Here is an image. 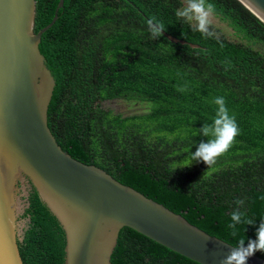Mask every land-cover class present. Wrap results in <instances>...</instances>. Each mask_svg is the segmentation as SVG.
<instances>
[{"label": "trees", "instance_id": "1", "mask_svg": "<svg viewBox=\"0 0 264 264\" xmlns=\"http://www.w3.org/2000/svg\"><path fill=\"white\" fill-rule=\"evenodd\" d=\"M239 38H205L176 16L182 0H64L42 35L40 52L55 79L47 124L60 147L94 164L191 224L235 246L255 239L264 219V23L239 0H207ZM58 0H36L34 32ZM195 43L153 38L147 21ZM186 87L185 91L178 88ZM222 96L239 134L207 168L188 165ZM141 101L142 113L104 108L109 100ZM195 183V184H194ZM254 224L228 228L234 201ZM22 241L23 264H64L65 235L32 187ZM235 232V235L233 234ZM255 255L264 259V253ZM111 264H199L129 227L120 229Z\"/></svg>", "mask_w": 264, "mask_h": 264}, {"label": "water", "instance_id": "2", "mask_svg": "<svg viewBox=\"0 0 264 264\" xmlns=\"http://www.w3.org/2000/svg\"><path fill=\"white\" fill-rule=\"evenodd\" d=\"M63 1L34 32L36 0H0V264H23L17 241L27 228L20 216L29 206L28 181L64 232V264H111L123 227L199 264H219L233 245L104 169L73 158L56 142L47 124L55 79L39 43ZM239 1L264 23V0ZM247 264L264 259L253 254Z\"/></svg>", "mask_w": 264, "mask_h": 264}, {"label": "clouds", "instance_id": "3", "mask_svg": "<svg viewBox=\"0 0 264 264\" xmlns=\"http://www.w3.org/2000/svg\"><path fill=\"white\" fill-rule=\"evenodd\" d=\"M215 13V5L207 0H186V4L176 11V16L185 22L194 23L193 31H198L205 38L214 36L211 30L212 16ZM149 31L153 38H159L165 30L164 25L155 22L154 19L147 21ZM186 87L178 88V91H185ZM217 105L215 117L210 124H203L199 129L200 135L207 139L201 141L195 152H191L188 165L192 161H202L207 168L215 165L216 160L225 154L232 146L235 137L239 134V128L235 117L230 115L222 96L215 97ZM195 184V183H194ZM235 207L230 213L231 223L228 228L235 230L237 225L254 224V220L247 219L242 210L244 201L237 198L234 201ZM235 235V232H233ZM255 239H249L245 246V239H239L230 252L219 261V264H247V260L255 252L264 253V219L260 220L256 228Z\"/></svg>", "mask_w": 264, "mask_h": 264}, {"label": "rangeland", "instance_id": "4", "mask_svg": "<svg viewBox=\"0 0 264 264\" xmlns=\"http://www.w3.org/2000/svg\"><path fill=\"white\" fill-rule=\"evenodd\" d=\"M183 4H186V0H182ZM194 24V23H192ZM211 25L214 27L218 34H223L226 37L238 40L239 38L233 33L232 29L223 21H221L215 15L212 16ZM104 108H110L114 112L123 113L124 115L142 113L147 111L148 105L141 101H126L122 99L109 100L101 103Z\"/></svg>", "mask_w": 264, "mask_h": 264}, {"label": "flooded vegetation", "instance_id": "5", "mask_svg": "<svg viewBox=\"0 0 264 264\" xmlns=\"http://www.w3.org/2000/svg\"><path fill=\"white\" fill-rule=\"evenodd\" d=\"M25 185H26V191L30 193L32 187L30 186L29 181H28V183L25 184ZM23 198H24V196H23ZM28 198H29V195H28V197H25V200H28ZM27 218H28L27 215L24 216V215L22 214V215L20 216V220L24 221L25 224L28 223V221L26 220Z\"/></svg>", "mask_w": 264, "mask_h": 264}]
</instances>
